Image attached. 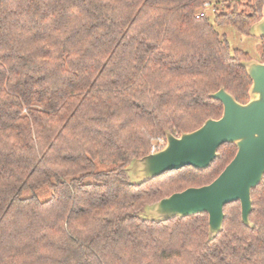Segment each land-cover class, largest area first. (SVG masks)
Wrapping results in <instances>:
<instances>
[{
  "label": "trees",
  "instance_id": "16d2710c",
  "mask_svg": "<svg viewBox=\"0 0 264 264\" xmlns=\"http://www.w3.org/2000/svg\"><path fill=\"white\" fill-rule=\"evenodd\" d=\"M0 0V264H264V176L208 239L206 212L155 222L143 207L212 181L233 158L141 184L124 167L155 137L222 114L252 84L215 25L248 34L264 0ZM264 55V37L259 38ZM264 60V58L262 59ZM101 163L106 168L99 169ZM48 185L39 199L25 190Z\"/></svg>",
  "mask_w": 264,
  "mask_h": 264
},
{
  "label": "water",
  "instance_id": "95a60500",
  "mask_svg": "<svg viewBox=\"0 0 264 264\" xmlns=\"http://www.w3.org/2000/svg\"><path fill=\"white\" fill-rule=\"evenodd\" d=\"M248 34L264 37V3L262 17L250 26ZM241 64L252 81L247 102H238L220 87L209 94L222 103L220 117L207 118L196 129L177 136L165 130L164 146L131 159L124 171L130 181L141 184L185 166L203 169L210 165L224 143L236 145L233 158L209 183L189 186L145 205L138 212L142 219L161 222L206 212L208 239H211L222 229L224 206L239 201L241 221L252 226L251 190L264 176V61L251 58Z\"/></svg>",
  "mask_w": 264,
  "mask_h": 264
},
{
  "label": "rangeland",
  "instance_id": "374dc122",
  "mask_svg": "<svg viewBox=\"0 0 264 264\" xmlns=\"http://www.w3.org/2000/svg\"><path fill=\"white\" fill-rule=\"evenodd\" d=\"M222 0H207L202 11L208 17L209 21L213 23L214 5L220 3ZM215 28L220 35H224L229 42L231 49H241L248 52L253 59L264 61V55L261 57L259 52V38L250 34H243L229 25H215ZM97 168H106L104 164L98 163ZM36 195L39 199H47L51 195V188L48 185L42 186L33 192L25 190L24 196Z\"/></svg>",
  "mask_w": 264,
  "mask_h": 264
},
{
  "label": "built area",
  "instance_id": "2783aa9c",
  "mask_svg": "<svg viewBox=\"0 0 264 264\" xmlns=\"http://www.w3.org/2000/svg\"><path fill=\"white\" fill-rule=\"evenodd\" d=\"M164 144H165V141L163 138L155 137V139L153 140V143L151 145L150 152H154V151L160 149L161 147L164 146Z\"/></svg>",
  "mask_w": 264,
  "mask_h": 264
}]
</instances>
